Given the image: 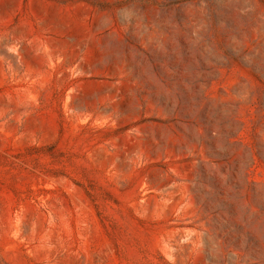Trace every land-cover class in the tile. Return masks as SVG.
<instances>
[{"label":"rangeland","instance_id":"374dc122","mask_svg":"<svg viewBox=\"0 0 264 264\" xmlns=\"http://www.w3.org/2000/svg\"><path fill=\"white\" fill-rule=\"evenodd\" d=\"M0 264H264V0H0Z\"/></svg>","mask_w":264,"mask_h":264}]
</instances>
